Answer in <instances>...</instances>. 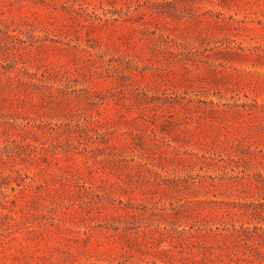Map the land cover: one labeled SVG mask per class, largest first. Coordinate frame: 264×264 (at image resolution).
Returning a JSON list of instances; mask_svg holds the SVG:
<instances>
[{
	"label": "rangeland",
	"instance_id": "1",
	"mask_svg": "<svg viewBox=\"0 0 264 264\" xmlns=\"http://www.w3.org/2000/svg\"><path fill=\"white\" fill-rule=\"evenodd\" d=\"M0 264H264V0H0Z\"/></svg>",
	"mask_w": 264,
	"mask_h": 264
}]
</instances>
